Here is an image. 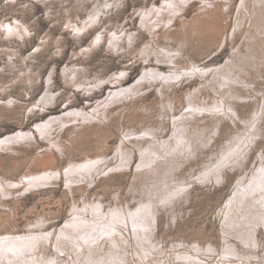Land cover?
I'll return each instance as SVG.
<instances>
[{
    "label": "rangeland",
    "instance_id": "1",
    "mask_svg": "<svg viewBox=\"0 0 264 264\" xmlns=\"http://www.w3.org/2000/svg\"><path fill=\"white\" fill-rule=\"evenodd\" d=\"M107 1L109 4L105 8L104 3ZM229 1L228 13L223 16L225 19L221 25L217 28H214L215 25L211 26V29L206 27L213 34L210 49L216 47L220 38L222 42L206 58V53L194 55L201 65L209 62L216 66L223 65L248 34L247 30H242L243 27L241 30H234L242 0ZM153 3L160 5L163 0H0V136L19 127H34L37 119L41 120L49 113H56L67 106L78 107L77 109L83 107L88 115V118L80 117L69 122L70 124L53 129L52 137L37 134V138H32L31 141L16 144V151L0 149L2 179L18 180L26 172L44 173V170L55 174L46 180L34 181L36 184L31 186H15L6 195L0 190V239L29 231L54 233L72 217V208H82L84 202H100L102 211L113 209L117 205L126 207L128 203L133 211L137 209L139 199L148 197L140 177L134 178L140 153L129 142L126 145L131 146L133 154L126 168L111 171L107 168L106 173L102 168L87 180L75 183L66 181L64 170L71 162L96 159L102 153L107 155V159H102L100 166L111 162L115 166V148L129 131L154 127L161 132V138L171 137L168 117L161 125V117L158 115L168 97L159 94L157 87H161L156 84L144 85V90L134 95L132 100L128 98L122 103L107 107L104 116L89 118V113H94L95 106L104 100L108 87L112 86V83L95 86L98 80L126 70L127 75L121 78V82H130V85L137 81L138 74L146 65L156 62L155 59L150 60L152 57L145 60L147 53L140 51L144 45L152 43L154 47H158L156 40L159 44L174 48L179 46L177 40L182 35L178 38L173 33V40L167 41L162 33L164 28L161 30L156 27L158 33L154 37L140 23L139 11L152 7ZM200 5L197 0L185 4L172 25L179 28L182 19H190L198 12ZM94 8L101 10L99 22L93 27L86 26L82 32L73 30L74 25L83 26L89 21L88 14ZM96 33L103 34L99 44L92 42L98 35ZM226 35L228 38L225 40ZM112 36L119 40L121 47H110L109 40ZM130 36L134 39H130ZM191 50H186L190 56ZM246 52L243 47V53ZM181 64L190 65L186 52ZM247 69L251 73L247 78L253 83L248 91L240 88V93L246 98L234 102L231 113L235 116V123L223 116L219 124L214 122L216 129L211 134L208 133L209 140L205 145L192 153L179 155L181 160L172 178L182 180L180 182L185 185L182 187L183 195L170 209L163 207L168 202L158 204L153 230L151 228L150 239L153 243L145 238L146 246L154 244L171 252L176 246L192 251L193 246L206 250L212 244L217 250H221L224 215L227 212L224 211L223 214L222 210L235 191L238 177L250 178L251 171L258 165L259 153H264V112L259 116V128L252 139L253 144L248 149L247 146L243 148L236 162L223 165L219 172L211 174L206 181H199L197 178L202 175L199 173L209 162L213 161L215 166L222 165L225 156L220 152L226 150L227 141H230L235 132H243L250 124L255 108L260 103L263 104L264 65L259 66L257 73L254 68ZM195 83L198 84V80H184L172 89L169 96L175 102L177 117L185 111L187 105L185 92L193 90ZM46 91L51 94L46 97L50 103L43 104L42 100L45 98H40ZM209 93L206 92L203 98L207 99ZM243 118L248 121L246 126L241 121ZM237 162L240 163L235 166ZM219 174L222 177L217 180L215 177ZM258 230L255 234L261 247L255 253L262 256L264 227L260 226ZM232 241L245 247L238 239ZM42 243L46 247L31 249L33 255H27L26 259L42 260L43 255L54 257L56 250L53 245L43 239ZM129 252L131 253V249ZM9 255L11 253L4 251L1 246L2 264L15 260L14 257L9 259ZM60 256L68 257L69 254ZM132 264H139V261L134 258Z\"/></svg>",
    "mask_w": 264,
    "mask_h": 264
},
{
    "label": "bare ground",
    "instance_id": "2",
    "mask_svg": "<svg viewBox=\"0 0 264 264\" xmlns=\"http://www.w3.org/2000/svg\"><path fill=\"white\" fill-rule=\"evenodd\" d=\"M190 1L193 0H163L160 5L153 3L152 7L139 11L140 23L153 36H157L156 27L161 30L164 28L162 33L167 41L173 40V33H176L178 38L182 35V38L177 40L179 46L174 48L159 44L156 40L155 43L158 47H154L152 43L144 45L140 51L147 53L145 60L152 57L150 60L155 59L156 62L146 65L138 74L137 81L130 85V82H121V78L127 75L126 70H121L107 79L98 80L95 86L107 83H112V86H107L106 97L95 106L93 114L89 113V118L102 117L107 107L118 102L122 103L128 98L132 100L134 95L144 90V85L150 83L149 85L153 86L156 84L161 87V89L157 87L159 94L168 97L166 102H163L158 115L161 117L159 121L161 125L168 117L171 137L162 136L161 138L159 136L161 132L154 127H146L135 132L129 131L115 148L113 156L116 159L115 166H113V162L103 163L100 166L99 162L102 159H107V155L102 153L96 159L71 162L64 170L66 181L75 183L87 180L102 168H104V172L107 168H110L109 171L126 168L130 164L133 154L131 146L126 145V142H129L140 153V162L136 166L134 178L140 177L146 190L144 192L148 194V197L139 199L137 209L133 211V207L128 203L126 207L123 205L117 207L119 206L117 205L113 209L102 211L100 202L96 204L84 202L85 205L82 208H78V206L72 208V217L68 218L64 225L54 233L29 231L24 234L7 235L0 239V245L3 246L4 251L7 250L11 253L7 256L9 259L12 257L15 259L8 260L7 264H132L134 258L139 261V264H264V253L262 256L255 253L261 247L255 233L259 231L260 226L264 227V153L262 151L258 156V165L251 171L250 178L238 177L235 191L222 210L223 214L227 212L224 215L223 223L225 224L222 229L223 245L221 250H217L212 244H209L206 250L193 246L192 251H189L176 246L170 252L154 244L148 247L145 243V238L151 240L158 204L168 202L163 207L166 210L170 209L174 202L181 197V194L183 195L182 187L185 185L180 182L182 180L172 178L173 172L181 160L179 155L192 153L205 145L209 140L208 133L211 134L216 129L214 124H219L223 116L235 123V116L233 117V113H231L234 102L246 98L240 93V88H245L248 91L253 83L251 79L247 78L251 76L247 68H254L257 73L259 66L264 65V0L241 1L234 30H241L243 27L242 30H247L248 34L245 35L242 44L232 52L226 62L217 66L210 62L201 65L196 61L194 55L200 52L206 53V58L219 47L222 42L221 38L216 47L210 49L213 34L206 30V27L209 26V29L214 25V28L219 27L225 19L223 16L228 13L231 2L229 0H197L201 4L198 7V12L190 19L183 18L179 28L174 27V20L178 18L179 12L183 10L185 4ZM104 4L106 8L109 2ZM94 9L88 14L89 21L86 24L83 23V26L74 25L73 30L82 32L86 26H95L99 22L98 16L101 10ZM201 26L205 28L202 29ZM102 36L103 34H98L92 42L99 44ZM113 37L109 40L110 47H121L119 40ZM129 38L134 39L131 36ZM227 38L226 35L225 40ZM243 47L247 51L245 54ZM187 48L192 49L191 56L186 51ZM185 52L190 59L189 66L181 64ZM193 79L198 80V84L195 83L197 86L195 85L193 90L185 92L187 105L185 111L177 117L175 102L169 95L176 84ZM206 92H210L207 94V99L203 98ZM50 95L48 91L44 92L40 98L41 100L45 98L42 100L43 104L50 103L46 99ZM41 107L40 109L43 110ZM100 107L102 108L98 110ZM77 108L67 106L56 113L46 114L47 116L41 120L37 119L34 127H19L14 131L4 132L5 134L0 136V149L16 151V144L31 141L32 138H37V134L49 138L52 137L53 129L67 125L80 117L88 118L83 107ZM263 112L264 101L263 104L260 103L255 108L249 125L246 126L248 124L246 119H241L246 128L243 132H235L230 141L226 142V150L220 152L225 156L222 165L215 166L213 161L209 162L199 173L202 174L197 178L199 181L208 180V177L219 172L223 165L227 166L231 162H236L243 148L247 146L248 149V146L253 144L251 142L257 135L258 120ZM54 144L57 146L56 142ZM229 156L230 158H228ZM239 163L234 164L237 166ZM105 165L106 167H104ZM214 166L216 168H213ZM212 168L213 170H211ZM44 171V173L26 172L18 180L0 178V190H3L2 193L6 195L15 186H31L36 184L34 181L46 180V178H51V175H55L53 171ZM220 175H215V178L218 180L222 177ZM42 239L48 240L53 245L56 250L55 256L46 257L43 255L42 260L26 259L27 255H33L31 249L46 247L42 243ZM232 239L240 240L245 247L233 243ZM151 243H153L152 240ZM62 254H69V256L61 257ZM0 264L2 263L0 262Z\"/></svg>",
    "mask_w": 264,
    "mask_h": 264
}]
</instances>
